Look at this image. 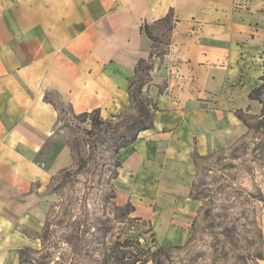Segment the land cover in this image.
Here are the masks:
<instances>
[{"label": "crops", "instance_id": "0c3cea01", "mask_svg": "<svg viewBox=\"0 0 264 264\" xmlns=\"http://www.w3.org/2000/svg\"><path fill=\"white\" fill-rule=\"evenodd\" d=\"M170 10V50L145 89L153 128L117 154L115 187L117 205L131 202L163 247L187 242L202 207L194 154L247 134L236 112L255 102L264 0H0V264H30L26 232L42 231L44 192L74 164L62 109L130 113V81L153 46L142 26Z\"/></svg>", "mask_w": 264, "mask_h": 264}, {"label": "rangeland", "instance_id": "374dc122", "mask_svg": "<svg viewBox=\"0 0 264 264\" xmlns=\"http://www.w3.org/2000/svg\"><path fill=\"white\" fill-rule=\"evenodd\" d=\"M259 55L262 76L264 54ZM262 83L256 82L257 87ZM260 96L264 100V88ZM62 112V127L67 130L69 142H73L75 148L74 164L66 169L67 172L63 170L57 175L44 192L47 219L52 225L50 234L56 238L50 239L51 244L46 243L47 249L42 242V231L38 234L27 231L35 238L32 247L26 248L32 251L31 258L44 251V255L50 256L51 264L68 263L70 251L67 245L57 243L62 227L58 228L56 224L85 209L89 216L111 218L115 232L109 242L114 241L119 232L123 238L127 235L140 240L144 252L139 255L149 260L147 264H264V103L255 101L246 110L253 128L248 129L237 144L199 159L195 187L204 197L202 207L189 228L187 242L167 246L166 251H157L162 245L151 223L139 212L127 219L117 217L118 213L103 199L111 187L107 177L113 169L114 154L99 145L95 149L89 148L88 138L83 141L82 131L91 129L90 120L83 122L65 109ZM135 115L136 111L132 110L130 116L122 120L128 121ZM112 182L115 188L116 180ZM131 218H141V221H131ZM90 248L86 247L84 251ZM91 256L92 253H83L80 262L93 264L89 260Z\"/></svg>", "mask_w": 264, "mask_h": 264}, {"label": "trees", "instance_id": "16d2710c", "mask_svg": "<svg viewBox=\"0 0 264 264\" xmlns=\"http://www.w3.org/2000/svg\"><path fill=\"white\" fill-rule=\"evenodd\" d=\"M176 23L177 19L175 13L173 10H170L164 18L156 20L150 24L145 23L142 26V30L150 38L153 46L149 60L141 59L139 61L135 70V75L130 81L128 90L131 100V108L136 111L135 116L128 121H123L122 119L130 116V113H125L114 116L112 119L105 120L101 117L99 110L76 116L83 122L87 120H90L91 122V129H83L82 131L83 141H85V138H88L86 144L89 148L95 149L99 145L103 146L105 150H111L114 154L115 160L113 161V169L107 177L108 185H111V187L108 189V192L104 194L103 199L106 202H109L110 206L114 209L113 211L118 213L117 217L123 219L131 217L136 212V209L131 202H128L123 206H119L115 202L117 194L112 181L116 180L119 174V169L122 167L120 161L117 159V154L121 149L133 145L139 138L141 132L153 128L154 116L155 112L158 111V108L155 104L150 102L149 98L146 96L145 89L148 88L151 83L150 73L154 70L156 60L160 59L161 63L164 56L169 53L172 43V34ZM260 81L263 83L261 86L252 90L249 94V98L250 100L258 101L263 104L264 100L261 99L260 95L264 88V74L260 77ZM160 93H162V89L160 90ZM236 114L238 118L245 123L249 130L253 128L243 111L239 110ZM66 125L71 127L69 121H66ZM69 145L72 152L75 153L73 142H69ZM201 158L204 157L199 156L197 153L194 154L196 168H198V161ZM63 172H67V170H64ZM195 185L194 182L191 198L203 201L204 197L197 193ZM81 207H83V204ZM81 212L82 213L79 215H75V217L68 218L69 222L68 219H65L66 221L62 220L56 224L58 228L60 226L62 227L61 236L57 238V243L67 245L66 247L70 251L69 261L68 263L64 262L65 264H83V262H80V259L83 260V253L93 254V256L89 258L93 264L148 263L149 260L144 259L139 255V253L144 252L140 240H134L132 236L127 235L123 238L122 233L119 232L116 239L109 242V239L114 236L113 233L115 232V227L111 223V218L106 215L102 217L89 216L85 209ZM66 217L67 214L64 215V218ZM47 218L42 229V242L45 244V248L49 249L47 242L51 244L50 239H55L56 236L50 234V228L52 225ZM73 218H75L74 221ZM131 219H133L131 221H141V218ZM64 224H66V227ZM86 247L91 248L88 251H84ZM135 249H137V251ZM166 249L167 248L161 246L157 251H166ZM30 253H32L30 249L21 250V261L30 264H51L50 256L48 254L44 255V251H41L39 256L35 258H31ZM37 253L38 252H36V254ZM152 259L153 258H151V260Z\"/></svg>", "mask_w": 264, "mask_h": 264}, {"label": "built area", "instance_id": "2783aa9c", "mask_svg": "<svg viewBox=\"0 0 264 264\" xmlns=\"http://www.w3.org/2000/svg\"><path fill=\"white\" fill-rule=\"evenodd\" d=\"M42 166L44 167L45 165L42 164Z\"/></svg>", "mask_w": 264, "mask_h": 264}]
</instances>
